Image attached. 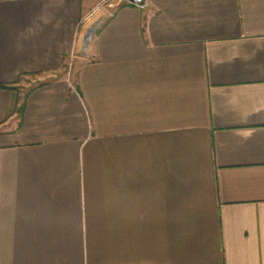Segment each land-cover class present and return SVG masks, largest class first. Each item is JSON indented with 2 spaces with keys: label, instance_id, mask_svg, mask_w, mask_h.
<instances>
[{
  "label": "crops",
  "instance_id": "crops-1",
  "mask_svg": "<svg viewBox=\"0 0 264 264\" xmlns=\"http://www.w3.org/2000/svg\"><path fill=\"white\" fill-rule=\"evenodd\" d=\"M100 2L0 0V264H264V0Z\"/></svg>",
  "mask_w": 264,
  "mask_h": 264
},
{
  "label": "rangeland",
  "instance_id": "rangeland-1",
  "mask_svg": "<svg viewBox=\"0 0 264 264\" xmlns=\"http://www.w3.org/2000/svg\"><path fill=\"white\" fill-rule=\"evenodd\" d=\"M136 1V2H135ZM101 0V2L96 6L93 7L91 12H89L86 17L83 19L82 25L84 26V34L82 38V48L85 49L88 44L92 41L94 34L100 27L102 21L111 14L114 8H116L119 4L120 5H135L141 4L143 0ZM86 37L87 40H86ZM82 49V50H83ZM83 53V52H82ZM72 62V60H71ZM72 64V63H71ZM37 82L31 81L30 85L33 86ZM27 87L24 89L17 90V95L19 98L24 94Z\"/></svg>",
  "mask_w": 264,
  "mask_h": 264
},
{
  "label": "trees",
  "instance_id": "trees-1",
  "mask_svg": "<svg viewBox=\"0 0 264 264\" xmlns=\"http://www.w3.org/2000/svg\"><path fill=\"white\" fill-rule=\"evenodd\" d=\"M1 87H7V86L1 85Z\"/></svg>",
  "mask_w": 264,
  "mask_h": 264
},
{
  "label": "built area",
  "instance_id": "built-area-1",
  "mask_svg": "<svg viewBox=\"0 0 264 264\" xmlns=\"http://www.w3.org/2000/svg\"><path fill=\"white\" fill-rule=\"evenodd\" d=\"M135 1V0H134ZM136 2V1H135ZM135 5H140V4H135Z\"/></svg>",
  "mask_w": 264,
  "mask_h": 264
},
{
  "label": "bare ground",
  "instance_id": "bare-ground-1",
  "mask_svg": "<svg viewBox=\"0 0 264 264\" xmlns=\"http://www.w3.org/2000/svg\"><path fill=\"white\" fill-rule=\"evenodd\" d=\"M88 37H86V40H87Z\"/></svg>",
  "mask_w": 264,
  "mask_h": 264
}]
</instances>
